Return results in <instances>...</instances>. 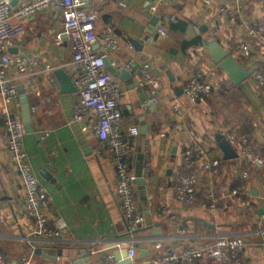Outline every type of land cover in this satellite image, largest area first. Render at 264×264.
Returning <instances> with one entry per match:
<instances>
[{"label":"crops","instance_id":"crops-1","mask_svg":"<svg viewBox=\"0 0 264 264\" xmlns=\"http://www.w3.org/2000/svg\"><path fill=\"white\" fill-rule=\"evenodd\" d=\"M87 1L89 8L101 11L98 30L111 26L120 42V49L110 54L113 59L137 64L132 77L113 76L122 89L123 131H128L133 122L140 123L142 116L149 124L148 132L141 131L130 142L134 151L131 169L137 176L133 188L147 222L131 233L127 219H115L108 207L91 167L90 153L99 155L112 182L116 180V168L110 154L100 149L95 134L96 117L82 122L74 118L78 90L63 93L53 74L54 69L64 67L73 78L76 66L73 39L61 11L48 7L29 18L31 29L41 36L38 43L30 39L31 60L22 67H10L9 74L23 76L21 83L28 76L33 78L32 85L24 83L35 126L33 132L26 129L25 149L47 189L51 221L61 216L68 223L61 235L68 242L31 240L35 237V221L19 211L24 184L9 151L5 108L0 98V244L10 264H20L23 257L32 253L35 264H76L79 259H88L82 264H103L107 254L115 255L116 250L132 244L138 248L135 264H146L165 251L202 247L222 234L245 237L243 264H264V162L259 160L264 159V88L254 75L234 84L228 72L214 64L204 44L205 39L217 37L245 67L264 69V35L254 40L248 56L243 57L236 48L247 37L246 27L264 19V0H216L211 6L203 0ZM153 4L158 6L154 13L150 11ZM222 7H229L234 15ZM154 15L159 16L156 26H165L167 35L149 31ZM179 20L184 22V30L172 28ZM196 37L201 38L200 44L185 48L184 43ZM20 60L24 62L25 58L20 56ZM145 61L161 79L162 100L157 111H146L151 105L147 99L149 91L140 85ZM120 66L123 65L116 67ZM167 69L172 70L174 81ZM200 70L212 79L215 91L209 98L193 102L176 88L183 90L186 80ZM12 110L23 118L20 93ZM234 130H244L251 139L252 156L243 157L239 143L228 138L227 133ZM46 131L49 134L43 136ZM218 134L230 141L239 157L225 158ZM195 142L207 153L198 166L200 182L203 188L217 192L219 209H207L176 195V184L187 173L182 151ZM215 158L221 161L220 169H205L204 163ZM244 171L248 173L245 179ZM151 189H155V194L150 195ZM159 242L162 248L157 247ZM50 245L64 249L56 262L34 250ZM79 247L93 253L84 257L76 251ZM143 248L148 249L145 257H141ZM194 264L216 261L204 257Z\"/></svg>","mask_w":264,"mask_h":264},{"label":"built area","instance_id":"built-area-1","mask_svg":"<svg viewBox=\"0 0 264 264\" xmlns=\"http://www.w3.org/2000/svg\"><path fill=\"white\" fill-rule=\"evenodd\" d=\"M106 1V0H105ZM216 0H203L206 6H211ZM87 0H0V98L4 103L6 117L7 142L12 160L20 170L24 184V195L19 203V211L29 214L35 221V237L56 238L68 228L67 221L59 216L50 219L47 211L49 195L33 169L29 154L25 149L26 125L21 115L12 110V103L19 95L18 86L23 76H11L9 68L22 67L29 62L30 39L35 43L41 40L38 31L32 30L29 18L37 12L51 7L61 11L65 27L73 39V60L76 66L73 81L77 87V99L74 103V118L85 121L96 117L95 134L100 141V149L107 151L113 159L116 168V180L108 178V184L114 191L115 202L129 223V231L135 232L147 222V216L137 201L133 185L137 178L131 169L134 151L130 142L141 133V122H133L128 131L124 132L122 123L125 115L121 109L122 89L114 79L113 73L105 64V56L100 55L97 45L109 50L110 54L120 49L113 28L106 26L102 32L98 30L101 19L99 8H89ZM158 10L153 4L152 13ZM222 10L234 15L229 7ZM247 37L237 43L236 48L242 56L252 53L254 40L264 35V19H259L246 27ZM154 33L167 35L168 29L155 26ZM20 56L25 58L23 62ZM114 66L123 65L130 71H135L137 64L132 61L121 63L112 60ZM143 76L140 85L150 91L149 103H160L161 79L152 70L149 61L142 65ZM255 80L264 87V69H257ZM24 83L32 85L33 78L28 76ZM215 91V84L208 74L202 70L192 74L183 84V93L193 102L205 100ZM14 115V117H12ZM49 134L46 131L43 136ZM232 141L240 145V154L252 156L250 151L251 139L240 130L227 133ZM205 148L195 142L186 146L182 151L183 163L187 168L176 184L175 191L178 198L188 202H198L207 209H219V195L213 189L203 188L198 174V166L205 159ZM264 162L263 158L259 159ZM150 167V162L148 164ZM207 170L218 171L221 167L219 158L206 161ZM242 177H248L247 172ZM155 189L150 190V195ZM245 237L241 235L222 234L208 240L202 247L189 246L185 249L165 251L154 258L149 264H194L204 257L212 258L216 264H243L242 252L246 246ZM264 247V239L261 243ZM162 243L157 244L162 248ZM35 250V249H34ZM129 257L136 262L138 248L132 244L128 246ZM35 253L22 258L20 264H35ZM0 264H10L3 246L0 244ZM103 264H116L114 253L106 255Z\"/></svg>","mask_w":264,"mask_h":264},{"label":"water","instance_id":"water-1","mask_svg":"<svg viewBox=\"0 0 264 264\" xmlns=\"http://www.w3.org/2000/svg\"><path fill=\"white\" fill-rule=\"evenodd\" d=\"M18 0H13V4H15ZM159 22V16L154 15L151 21V29H149L150 32H152L153 28L158 24ZM137 44V43H136ZM204 44L213 59V62L215 65H219L223 69H225L228 72V75L230 79L233 81L234 84L238 85L242 83L243 81L247 80L249 77H252L255 73L256 69H249L244 66V64L239 60L235 58V55L233 54L231 49L225 48L216 37L215 39H205ZM97 49L100 55H104L105 57V64L108 66L109 70L118 76H122L123 78H130L132 77V71L126 69L124 66L116 67L112 64L113 57L110 55L109 50H106L104 48H101L99 45H97ZM166 67V66H165ZM53 74L55 75V78L58 80L61 91L63 93H70L77 91V87L73 81L72 76L69 74V72L64 67H58L54 69ZM167 74L170 76L172 81L175 80V76H173V72L170 69H167ZM56 79H53L54 81ZM139 84V81H138ZM19 93L21 95V105H22V115L24 122L26 124V129L28 132L35 131V126L33 125V110L32 106L29 103L28 96H27V87L24 83L19 84L18 86ZM183 92L181 87L176 88V91ZM150 95V91H149ZM150 108H147L146 111H157V104L156 103H150ZM14 117V115L12 116ZM141 131L148 132L149 130V124L147 122V119L145 116L141 117ZM217 140L219 141V145L224 151L225 158H236L239 157L237 150L231 145L230 141L224 137L222 134L217 135ZM89 160L91 162V167L94 171L95 177L99 183V186L102 190V193L105 197V200L108 204V207L113 214V217L115 219H124V215L122 214L119 206L115 202L114 197V191L110 184H108V176L105 170L104 165L100 161L99 155L95 153H90ZM32 241H42L46 243H56V242H68L67 240H64L63 237L60 235L56 238H38L33 237L31 238ZM115 244L112 246L114 247ZM73 247V246H70ZM148 249L143 248L141 250V257H145ZM77 252L83 253L84 257H87L88 254L93 253V250H88L85 247H79L76 249ZM35 252L39 255H44L48 259H50L52 262H56L59 256H62L64 254L63 248H57L54 246H38L35 248ZM116 258H117V264H132L133 260L129 257L128 254V248L125 249H118L115 252ZM88 260V259H87ZM84 259H79L75 261L76 264H82L85 261ZM146 264H149L147 262Z\"/></svg>","mask_w":264,"mask_h":264},{"label":"trees","instance_id":"trees-1","mask_svg":"<svg viewBox=\"0 0 264 264\" xmlns=\"http://www.w3.org/2000/svg\"><path fill=\"white\" fill-rule=\"evenodd\" d=\"M186 26H185V24H184V22L182 21V20H179V21H177V22H174L173 24H172V28H174L175 30H184V28H185ZM200 42H201V38L200 37H196L195 39H193V40H191V41H186L185 43H184V45H185V48H187V47H189V46H191V45H197V44H200ZM260 69V68H259ZM256 72V71H255ZM254 76H255V73L253 74ZM264 88V87H263ZM214 93V92H213ZM211 96V95H210ZM209 96V97H210ZM209 97H207V98H209ZM206 98V99H207ZM241 131V130H240ZM242 131H244V130H242Z\"/></svg>","mask_w":264,"mask_h":264}]
</instances>
